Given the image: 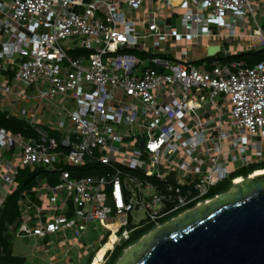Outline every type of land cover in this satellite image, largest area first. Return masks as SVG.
Here are the masks:
<instances>
[{"label": "built area", "instance_id": "obj_1", "mask_svg": "<svg viewBox=\"0 0 264 264\" xmlns=\"http://www.w3.org/2000/svg\"><path fill=\"white\" fill-rule=\"evenodd\" d=\"M161 6L182 9L180 32L159 15ZM263 24L264 0H0V110L39 135L0 127V207L20 167L58 175L56 184L32 188L39 203L22 192L17 236L97 222L108 232L102 246L112 241L96 263L104 264L141 226L127 228L134 208L159 227L160 218L213 199L209 189L236 169L263 161L264 58L227 59L264 49ZM170 36L179 55L154 60L167 71L150 67L155 55L168 56L161 46ZM243 36L244 45L230 42ZM218 39L230 45L210 68L188 59L189 42L206 41L211 57L222 51L208 54ZM46 122L60 142L38 127ZM86 166L101 173L72 176L71 168Z\"/></svg>", "mask_w": 264, "mask_h": 264}, {"label": "water", "instance_id": "obj_2", "mask_svg": "<svg viewBox=\"0 0 264 264\" xmlns=\"http://www.w3.org/2000/svg\"><path fill=\"white\" fill-rule=\"evenodd\" d=\"M217 46L208 48L212 55ZM264 172L144 234L117 264H264Z\"/></svg>", "mask_w": 264, "mask_h": 264}, {"label": "rangeland", "instance_id": "obj_3", "mask_svg": "<svg viewBox=\"0 0 264 264\" xmlns=\"http://www.w3.org/2000/svg\"><path fill=\"white\" fill-rule=\"evenodd\" d=\"M158 2V1H157ZM159 4V3H158ZM159 15L163 18H165L166 23L169 24L172 28V30H175L177 32H180L182 30L181 24H180V18L182 9L176 8L172 9L171 7L167 6H161L160 7ZM136 15V14H133ZM226 21H229V17H225ZM251 21V20H248ZM251 23V22H250ZM241 29L237 28V31H240ZM173 36L167 37L161 46V49H164L169 53V56H156L153 58L152 61L149 62V66L156 68L158 70H164L167 71V69L163 66L158 65L156 62H154L155 59H171V55H179V51L182 46L180 45H173ZM249 38L248 36H243L241 39L234 38L233 41H230L232 45L236 46L239 40H245L247 41ZM215 45H221L222 51L218 52L217 55L208 57L206 60H194L195 57L197 58H203L205 55V52H203V47L206 43V41L202 42V45H197L195 43L189 42V54L188 59L194 60L196 64H205L207 68H210L211 61L216 58H222L223 57V49L229 48L230 42L229 41H220L218 40H212ZM69 40L63 41V45H67ZM77 43L72 44V48L76 47ZM243 52H236V53H230L228 56V60L238 61L241 62L243 65H251L252 63L247 62V57L242 55ZM68 54L70 56H74V51L69 50ZM55 103L62 105L61 99L57 96L53 100ZM66 106L71 105L70 103H65ZM30 105H28L29 107ZM4 116L6 117V114L3 112ZM49 111L45 110L42 112L43 120L47 119L49 115ZM11 118L20 120L16 118L15 116H12ZM21 121V132L24 135L31 136V137H38L39 135L35 132V130L31 127L29 122L27 120H20ZM51 123V122H50ZM38 127L42 128L43 131L48 133V136L55 137L58 142H60L61 137L58 133V131L51 130L48 128V124L41 123ZM26 128V130H25ZM9 130V129H8ZM5 158H12V153L7 152L4 155ZM228 166L231 168L232 164H228ZM257 166H264V161H261L260 163H255L253 166L249 165L244 168L238 169L237 171H233L228 177L220 180L217 184L213 185L210 189V192L208 196L214 197L215 193H223L225 191H228L231 186V177L235 174H242V176H245L247 171L251 170L253 167ZM87 167V166H86ZM23 167H20L19 169H22ZM95 170V169H94ZM92 170L91 172L88 170H84L83 172H78L73 174L74 177H80L84 176L86 174H100L101 170L98 171ZM157 171H159L157 169ZM43 181H46L43 179ZM51 185H54V183H50ZM107 191H109V187L106 188ZM155 193V189L152 188L148 190L146 194L153 195ZM214 195V196H213ZM33 215L35 214V210L32 209L31 211ZM71 211H67V215H71ZM176 213H173L172 215H167L165 217H162L159 219V222L165 223L168 220H170L171 216H173ZM106 221H112L113 216H108L105 219ZM148 216L146 212L139 208H134L129 213V224L127 226L128 229L136 226L141 225L135 231L131 233V237L128 240H123L120 244H118L115 247V254L112 257V262L114 264H117L119 261V258L124 254L125 249L129 246V243L134 244L135 242L139 241L134 240L142 233H144L149 227V231L155 228L154 222H148ZM88 228H86L84 231L77 232L75 228H66L62 229L58 235L52 234L48 235L44 238H37L34 236H27V237H14L12 238L13 241V252L16 255H20L24 259V264H89V260L91 259L92 255L94 254V251L101 245V243L107 238L108 232L105 231L97 222L88 223ZM148 231V232H149ZM146 232V233H148ZM145 233V234H146ZM128 245V246H127ZM131 245V244H130ZM113 252V251H112ZM56 259V260H55Z\"/></svg>", "mask_w": 264, "mask_h": 264}, {"label": "trees", "instance_id": "obj_4", "mask_svg": "<svg viewBox=\"0 0 264 264\" xmlns=\"http://www.w3.org/2000/svg\"><path fill=\"white\" fill-rule=\"evenodd\" d=\"M242 55L247 57L248 63L253 64L254 62L264 58V49L244 51ZM0 127H3L7 130L9 129L10 131H20L21 121L17 119L15 120L11 117L10 118L5 117L3 111L0 110ZM254 164L255 163L250 164V166L251 165L253 166ZM259 169H264V166L253 167L251 170L247 171L245 175ZM84 170H88L90 172L92 171L88 169V167L71 168L72 176L73 174L81 171L83 172ZM241 175L242 174L238 173L232 175V177L234 178ZM43 179L49 183L53 182L54 184H56L58 182L57 172L50 170L47 166H43V165H37L33 170H31L30 167L27 166L18 170L15 176L16 187L13 188V190H11L6 195L4 205L0 207V264H24L23 257L14 254L13 241H12V238L18 237L16 233L22 223V209H21V205L19 204V200L21 199L22 192L26 190L30 194L31 198L36 203H39V200L36 197L35 192H32L31 190L33 187L39 185L43 181ZM210 189L206 194V198H210V196H208ZM216 194L218 193H215V195ZM150 228H152V226L149 227V229H147L144 233L140 234L134 240V242L140 239L146 232L150 230ZM105 242L106 239L101 243V245L96 250H98ZM130 244L132 243H129L128 245ZM114 254H115V250H113V252L110 254V256L108 257L107 261L104 264H114L112 262V257L114 256Z\"/></svg>", "mask_w": 264, "mask_h": 264}, {"label": "bare ground", "instance_id": "obj_5", "mask_svg": "<svg viewBox=\"0 0 264 264\" xmlns=\"http://www.w3.org/2000/svg\"><path fill=\"white\" fill-rule=\"evenodd\" d=\"M261 172H264V170L256 171L252 175H256V174H259ZM237 181L240 182L241 179L240 180L238 179ZM114 239H115L114 235H112L111 236V240H114ZM111 243H112V241H109L108 243H106L104 246H102L100 248V250L98 251V253H97V255H96L95 259H94V264H96L98 262L99 258L102 257V255L105 253L106 249L111 246Z\"/></svg>", "mask_w": 264, "mask_h": 264}, {"label": "crops", "instance_id": "obj_6", "mask_svg": "<svg viewBox=\"0 0 264 264\" xmlns=\"http://www.w3.org/2000/svg\"><path fill=\"white\" fill-rule=\"evenodd\" d=\"M159 6H160V4H159ZM161 10H159V12H160ZM168 25V27H170L171 28V26L169 25V24H167ZM264 25V24H263ZM263 28H264V26H263ZM235 38H237V37H235ZM234 39V38H233ZM233 39H232V41H233ZM239 39H241V38H239ZM248 41V40H247ZM247 41H245V40H239L238 41V43H237V45L235 46V47H238L239 45H244V44H246L247 43ZM213 43V42H212ZM213 45H215V44H213ZM216 46H218V45H216ZM203 49V52H205V46L202 48ZM189 54V53H188ZM172 56V55H171ZM168 57H170L169 56V54H168ZM208 57H203V58H197V57H195L194 58V60H206ZM264 161V160H263ZM258 163H260V162H258ZM253 164V163H252ZM246 167V166H245ZM241 168H244V167H241ZM241 168H238V169H241ZM238 169H236V170H238ZM260 170H264V169H259V170H256V171H260ZM256 171H254V172H256ZM253 172V173H254ZM243 176L241 175V176H238L237 178H242ZM58 235V234H57ZM56 260V259H55Z\"/></svg>", "mask_w": 264, "mask_h": 264}, {"label": "flooded vegetation", "instance_id": "obj_7", "mask_svg": "<svg viewBox=\"0 0 264 264\" xmlns=\"http://www.w3.org/2000/svg\"><path fill=\"white\" fill-rule=\"evenodd\" d=\"M248 174H251L250 176H248ZM247 175H245V176H243V179L242 180H245V179H247V178H250V177H253L254 175H252L253 174V172H251V173H248ZM237 182H239V181H237ZM264 182V181H263ZM233 184V183H232Z\"/></svg>", "mask_w": 264, "mask_h": 264}]
</instances>
